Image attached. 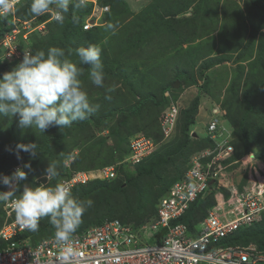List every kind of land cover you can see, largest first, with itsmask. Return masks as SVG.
<instances>
[{
  "label": "rangeland",
  "instance_id": "1",
  "mask_svg": "<svg viewBox=\"0 0 264 264\" xmlns=\"http://www.w3.org/2000/svg\"><path fill=\"white\" fill-rule=\"evenodd\" d=\"M258 1L260 5L257 7L255 3ZM31 2L32 0H23L18 7L27 8ZM78 2L79 0H72L69 11L65 14L66 18L78 12L79 7H73V3ZM108 2L111 4L110 13L103 19L105 24L97 27L100 29L82 34L80 42L75 46L65 48L59 46L65 51L68 59L83 69L79 77L82 88L88 94L90 103L99 107L85 119L88 121L82 130L77 129L78 126L73 123V126L64 128L49 127L53 130L52 133L61 134L63 137L59 144L51 145V153L44 152L47 148L44 142L45 131L33 127H29L30 129L27 127V130L18 128L20 126L18 115L0 114V160L7 159L0 164V176H11L17 168L28 172L27 179L20 182L19 191L16 193L20 195L25 184L37 187L40 181H47L45 170L49 163L54 164L59 173L58 177L50 182L52 185L69 178L79 169H98L120 163L116 166L119 178L114 183L127 184L125 190L129 193L127 198L121 195V200L125 203L131 202L135 210L137 207L135 203L138 200L150 202L153 198L152 203L146 205L143 211L133 213V217L138 220H129L127 223L138 227L154 220L150 212L155 201L159 197L160 200L164 196L163 193L166 194L168 190L165 185L172 182L174 176L180 173L179 170L177 173L174 164L164 163L154 171L155 173L153 172L152 177L144 179L140 176V171L145 165L141 164L155 153L166 155V150L177 144V139L181 138L179 130L181 114L199 99V110L195 117L196 122L191 127V136L194 137L193 133H196L197 137L194 138L199 137L200 142L208 137L205 128L212 117V110L218 107L220 117L224 120L226 129L228 128V134L232 133L234 156L224 163L226 169L222 172L221 189L201 198L198 207L201 206L202 211L198 209L196 216L203 220L206 210L217 208L218 202L221 203L219 211L226 209L224 207L226 200L222 197L226 194H228L226 197H233L237 193L238 186L241 188L247 181L250 168L254 170L261 167L260 170H264V0H108ZM109 24L112 25L111 28L108 27ZM49 25L50 23L40 34H35L39 35L38 42L43 39L44 42H49L54 31L59 34L62 41L68 37L62 36L55 28L45 36ZM89 43L101 49L105 74L103 87H97L91 82L89 66L81 64L75 54V49L87 47ZM49 48L40 47L38 51L47 52ZM31 53L34 54L33 49ZM22 60L23 56L5 65L6 67L0 71V78L3 74L11 72ZM183 74L194 77L195 83H192L194 80L188 82L191 80L181 79ZM177 81L179 87L173 85L172 90L165 93L166 98L175 100L176 109L179 111L174 130L169 136L164 137L162 134V138H158L157 147L140 165L130 167L128 163H123V158L130 156L131 149H126L123 143L126 139V129H120L122 127L117 126L115 122L117 115L122 114L120 110L127 104L139 102L149 94H155L154 100L159 102L160 86L166 83L175 84ZM112 110H116L115 114L118 113L110 115ZM163 111L160 116L157 114L158 122ZM243 113L245 114L242 115ZM100 114H107L115 119L105 124H97L95 118H99ZM227 114L235 121L233 124L229 123ZM119 118H122V115ZM242 118L245 122L247 120L249 125L254 123L252 126L254 137L252 135L249 137L250 148L245 143L247 140H243L239 146L241 135L236 136ZM76 122L79 124L82 121ZM259 128L261 131H257ZM62 130L68 131H65L64 135L61 133ZM20 144H35L36 155L29 154L25 159H17V145ZM39 146L45 150L42 151ZM185 150L190 151L189 156L194 151L193 156L198 152H211L210 149ZM193 156L189 162H192ZM28 163L31 164V171L24 168ZM147 167L149 168L148 164ZM181 170V174L184 175L188 168L186 170L183 166ZM181 174L179 178H182ZM4 191L9 189L0 184V192ZM4 204L6 205V202H0V228L9 220ZM226 216L233 217L234 214L229 211ZM141 221V224H137ZM251 228L254 231H264V217ZM259 236H256V239L261 242Z\"/></svg>",
  "mask_w": 264,
  "mask_h": 264
},
{
  "label": "built area",
  "instance_id": "2",
  "mask_svg": "<svg viewBox=\"0 0 264 264\" xmlns=\"http://www.w3.org/2000/svg\"><path fill=\"white\" fill-rule=\"evenodd\" d=\"M23 0H12L10 13L0 15V66L20 59L26 49L32 50V37L55 22L56 10L39 17L23 19L17 8ZM91 12L83 22V29L101 27L110 13V6L101 0H84ZM46 17L45 19H43ZM39 32V33H37ZM31 38V39H30ZM27 47H24V45ZM172 101L160 120L164 137L175 128L179 111ZM212 110L207 134L214 141L211 152L192 157L188 171L174 183L158 201L154 220L135 227L119 219L109 220L73 237V254L65 258L55 238L38 244L26 236L16 221L11 201L6 202L8 221L0 230V264H263L264 250L255 242L247 245H223V241L238 231L252 227L264 217V170L252 169L247 181L233 197L225 198L224 207L234 214L227 217L226 209H210L203 220L192 225L180 222L193 204L222 187L224 163L233 156L232 133L227 132L220 108ZM158 143L142 132L130 137L131 154L122 162L130 167L141 164L155 150ZM89 172H76L63 180L70 190L79 184L101 178L116 180V166ZM213 182V183H212ZM48 181H40L47 184ZM39 184V185H40ZM50 186H54L50 183ZM18 197V196H17ZM43 217L40 219V221ZM39 221V222H40Z\"/></svg>",
  "mask_w": 264,
  "mask_h": 264
},
{
  "label": "clouds",
  "instance_id": "3",
  "mask_svg": "<svg viewBox=\"0 0 264 264\" xmlns=\"http://www.w3.org/2000/svg\"><path fill=\"white\" fill-rule=\"evenodd\" d=\"M71 2L72 0H32L30 13L34 17H39L55 8V20L63 23L64 14L69 11ZM83 6L84 0L73 3V7L76 8ZM12 7V0H0V15L10 13ZM73 19L76 18L73 17ZM108 27L111 28L112 25L109 24ZM75 54L81 64L89 66L91 82L97 87H103L105 74L101 61V49L89 43L87 47L81 46L75 49ZM82 73L83 69L78 68L76 63L68 59L62 48L50 47L47 53L40 50L35 51V54L26 49L22 62L0 78V114L18 115L21 127H33L42 132L51 126L64 128L72 125L73 122L88 119L99 106L92 105L88 94L83 90L79 79ZM169 99V105L172 101L175 102L174 99ZM205 129L207 133L208 124ZM207 136L209 137L208 134ZM19 151L35 156L37 146L35 144L17 145V159H22ZM111 166L113 165L98 169L77 170L73 174ZM24 168L31 171V164H25ZM27 175L28 172L17 168L11 176H0V184L9 189V191L0 192V202L11 201L21 230L35 232L38 230L40 219L49 217L50 224L55 228V240L61 246V255L65 258L71 256L74 234L81 224L84 212L92 206L93 202L91 200L85 202L73 197L71 193L76 186L71 192L62 181L50 186V182L59 175L56 166L52 163H49L45 170L47 184H40L37 187L25 184L22 194L18 196L16 193L19 191L20 182L25 181ZM93 181L113 182L97 178L77 186H86Z\"/></svg>",
  "mask_w": 264,
  "mask_h": 264
},
{
  "label": "trees",
  "instance_id": "4",
  "mask_svg": "<svg viewBox=\"0 0 264 264\" xmlns=\"http://www.w3.org/2000/svg\"><path fill=\"white\" fill-rule=\"evenodd\" d=\"M101 3L111 6V4H110V2H108V0H101ZM255 4H256L255 6L260 5L259 1ZM19 8L20 7L17 8V14L19 17H21L23 19H31L34 17L30 13V6L27 8H24V7L20 8V9ZM90 12H91L90 6L79 7L78 12L69 18H66V15L64 14L65 19H64L63 23H59L57 21L50 23L49 30L45 36L49 35L51 32V29L55 28L57 30V32H59L62 36L67 35L68 37L62 41L59 39V34L54 31V35L50 37L51 40H49V42H44L45 39H43V41L41 40L38 42L37 40H40V39H38L37 36H39V35H34L33 39H32V45H31V47L33 49V53L35 54V51H38V49L40 47H44V46L46 47V49H47V47L49 48V47L62 46L63 48H65L67 46H75L80 42V36H82V34L91 33V32H93V30L95 31V30L100 29V28H94V29H91L89 31H85L83 29L84 19L86 18V16ZM73 17H75L76 19L74 20ZM45 18L46 17H44L43 19H45ZM0 35H1V33H0ZM4 67H6V66H0V71L2 68L4 69ZM181 79L191 80L188 82H192L194 80V77H189L188 74H183ZM192 83L194 84L195 80ZM173 85H174V83H170V84L166 83L165 85L160 86V96H158V97H161V100L159 102H156V100H154L155 97L153 95H155V94H153V95L149 94L147 97H150V98L144 97L143 99H141L137 103H134L132 105L127 104L126 106H123L124 109L120 110V111H122L121 112L122 114H120V115H122V118H119L120 115H117V119L115 120V122H116L117 126L122 127L120 129H126V131H127L126 139L123 141L126 149H129L130 137L134 133L142 132L145 135H147L148 137L153 138L155 140V142L159 141L158 138H160V137L162 138L163 132H162V128H161V122H158L157 114L158 115L161 114L162 111L169 105L170 99L165 97V93L167 91L172 90ZM156 95H157V93H156ZM199 105H200V101H199V99H197L193 102V105L191 107H188L187 109H185L182 112L181 118H180V127H179V130L181 132V138L177 139V141H176L177 144L174 147H171L170 149L166 150V155H164L165 157L159 152L157 154L155 153L153 156H150L148 160L143 162L141 164V166L142 165L143 166L145 165V166L140 171V176H143L144 179L150 178L153 176L152 175L153 172L155 170H157L158 167H160L162 164H164V163L174 164V168L177 169V173L179 171H180V173L178 175L174 176V178L172 179V182H168V184L165 185L166 190H169V188L174 183H176L179 179H181L179 177H180V174L182 172V170H181L182 167L185 166V169L187 170V168H188L187 162L189 163L190 157L193 156V154L195 153V151H194V153L192 152L189 156L190 151L188 152L185 149H207V148L214 146V142L209 137H206L204 141L200 142L199 137L194 138L191 136L192 135L191 127L196 122L195 117L198 114L197 112L199 110ZM115 112H116V110H112V111H110L109 114L110 115L115 114ZM244 114L245 113H243L242 115H244ZM100 115L101 116L99 118H97V117L95 118V121L97 122V124H102V123L105 124L106 122L111 121V120L113 121L115 119V118L109 117L110 115H107V114H100ZM261 115H263V114H261ZM227 116H228V114H227ZM242 117H244V116H242ZM244 119H245V117H244ZM87 121L82 120V122L79 124H78V122H73V125L78 126L77 129L80 128L82 130ZM234 122L235 121H233V119H231L229 117V123L233 124ZM253 125H254V123L252 125H249L247 123V120L245 122L243 120V118L241 119L240 124H238V132L236 133V136H238V134L241 135V138H239V141H240V139H241V141L238 142L239 146L241 145V142L243 140H247L245 142L247 147L248 148L251 147L250 146L251 145L250 144L251 139H249V137L251 135H252V137H254V135L252 134V126ZM18 128H22V129L27 130L29 127L27 128V127L19 126ZM51 131H53V130H51L50 128L45 130L46 134L44 135V142L47 145V148H45L46 150L42 149L39 146L42 151L45 150L44 151L45 153H51V147H52L51 145L52 144H59L61 142V139H63L61 134L58 135V134L52 133ZM65 131H68V130H65ZM65 131L62 130L61 133H63L65 135ZM249 131H251V132L248 133ZM257 131H261V128H259ZM255 133H256V130H255ZM68 134H69V132H68ZM235 139H236V137H235ZM19 141H20V139L17 140L18 144H19ZM239 146L237 147V149L239 148ZM187 152H188V155H187ZM196 152H198V151H196ZM19 156L22 159H25L26 157L29 156V153L24 152V151L23 152L19 151ZM119 159H122V158L119 157ZM6 160H7L6 158L1 159L0 164L6 162ZM146 163L149 165V168L147 167ZM180 163H181V165H180ZM167 165L170 166V164H167ZM79 170H89V169L86 168V169H79ZM144 175H146V176H144ZM181 175H183V174H181ZM170 176H171V174H170ZM114 182L115 181H113V182L93 181L86 186L81 185V186H76L74 188V190L71 193L73 195V197H75L81 201L86 202L88 200H91L93 202L92 206L87 208L86 211L84 212V214L81 218V224H80L79 228L77 229V231L74 235L83 233L87 229L91 228L92 225L100 226L107 220L119 219L124 223L130 222L129 220H138L135 218V216L133 217V213L136 212V214H137V213L143 211L144 208L146 207V205L152 203L153 198L150 200V202L149 201H143V199H140L135 203L137 205V207L135 208V210H133L134 206L131 204V202L125 203L124 200H121V197H120L121 195H125L126 198L128 197L129 193L127 190H125V187L127 186V184H125V183L123 184V182H121V183H119V182L114 183ZM162 195H165V194L163 193ZM143 198L145 199V197H143ZM159 198L157 201H155V204L153 206L154 208L150 212V214H152L154 218L156 217V213H157L156 208H157ZM126 201H127V199H126ZM199 201H201V198L195 204L192 205L190 211L187 213V215L185 217L180 219V222H185V223H189L192 225L194 222H197L198 220H200V218H198L196 216L198 209H200L202 211L201 206L198 207ZM208 210L209 209H207L206 213L203 215L204 217L207 215ZM117 216H119V217H117ZM49 219H50L49 217H43V219L39 222L38 230L35 232L28 231V232H26V236L30 237V239H32V241L36 244H38V243H40L46 239L55 238V228L50 224ZM141 223H142V221L137 223V224H141ZM259 235H262V236H259ZM256 236L261 237V242L256 239ZM250 242H255L256 245H258L259 249L264 250V231H254L253 228L249 227L247 229L238 231L235 234H233L232 236H230L229 238L225 239L223 241V245H225V246L247 245Z\"/></svg>",
  "mask_w": 264,
  "mask_h": 264
},
{
  "label": "water",
  "instance_id": "5",
  "mask_svg": "<svg viewBox=\"0 0 264 264\" xmlns=\"http://www.w3.org/2000/svg\"><path fill=\"white\" fill-rule=\"evenodd\" d=\"M174 85H175L174 87L178 88V87H179V81L175 82ZM193 136H194V137H197V134H196V133H193ZM212 183H213V182H212ZM263 264H264V263H263Z\"/></svg>",
  "mask_w": 264,
  "mask_h": 264
},
{
  "label": "bare ground",
  "instance_id": "6",
  "mask_svg": "<svg viewBox=\"0 0 264 264\" xmlns=\"http://www.w3.org/2000/svg\"><path fill=\"white\" fill-rule=\"evenodd\" d=\"M5 205V204H4Z\"/></svg>",
  "mask_w": 264,
  "mask_h": 264
}]
</instances>
